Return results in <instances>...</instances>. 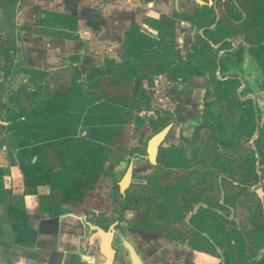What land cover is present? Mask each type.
Here are the masks:
<instances>
[{
  "label": "trees",
  "instance_id": "1",
  "mask_svg": "<svg viewBox=\"0 0 264 264\" xmlns=\"http://www.w3.org/2000/svg\"><path fill=\"white\" fill-rule=\"evenodd\" d=\"M228 1L213 29H205V37H197L185 57L176 49L173 29L162 22L156 25L150 21L149 26L158 32L157 39L131 26L126 33L127 47L119 62L105 59L102 66L90 70L84 83L79 81L80 73L75 69L69 80L57 74L25 70L35 85L34 90L23 87L12 94L4 118L8 125L0 126L12 135L14 160L22 176V194L37 195L38 187L47 186L48 194L37 195V199L40 211L49 217L64 213L66 208L74 213L94 208L95 190L105 173L104 165L114 157L129 153L130 132H136L144 124L139 113L153 109L142 82L147 81L151 87L153 78L161 75L167 82H177L193 76L195 63L206 58L204 67L212 77L204 97L226 108L234 131L228 137L225 127L216 124L215 148L210 141L201 147L204 133L201 132L193 155L205 160L214 171L200 173L199 192L189 199L202 202L205 208H198L187 226L182 219L191 205L183 206L178 217L180 229L164 226L156 231L167 233L169 238L181 243L186 241L191 249L211 254L219 259V264H249L246 260L249 245L245 239L248 237L253 243L264 239V199L260 203L250 191L257 182L264 191V127L257 129L256 103L251 99L240 102L235 97L243 46L219 57L217 53L231 48L226 39L233 42L237 34L243 33L242 38L249 44L248 50L263 77L260 85L264 90V0ZM182 20L198 28L207 27L214 22L213 11L207 9L201 15L186 16ZM211 44L220 46L213 49ZM217 70L221 78H230L218 79ZM255 132L253 148L246 147ZM165 153L161 149L158 158ZM168 156L183 157V153L173 148ZM202 165L205 164L200 162ZM3 175L0 168V200L7 193ZM211 175L215 177L214 184ZM219 175L223 177L217 183ZM184 179L189 177L182 172ZM247 196L255 200L251 213L246 210ZM13 201L7 212L15 242L32 247L36 232L29 227L24 209L18 207L21 199ZM229 211L233 213L230 219ZM253 264H264V252Z\"/></svg>",
  "mask_w": 264,
  "mask_h": 264
},
{
  "label": "crops",
  "instance_id": "2",
  "mask_svg": "<svg viewBox=\"0 0 264 264\" xmlns=\"http://www.w3.org/2000/svg\"><path fill=\"white\" fill-rule=\"evenodd\" d=\"M169 2L170 0H0V82L3 79L1 69L8 71L6 82L0 86L2 109L9 102L8 96L21 87L34 90L35 85L29 81L30 76L24 73L25 70L57 72L62 77L69 78L75 69L80 73L79 81L84 83L90 70L102 66L105 59L119 62L120 55L127 47L126 33L130 27L137 28L146 36L148 31L155 37L156 32L147 26V18H157L159 13L168 14ZM181 24L188 26L186 23ZM178 27L176 23L175 28ZM174 32L177 36V31ZM12 85L15 87L14 91L7 93L6 89ZM142 86L147 92V81H143ZM85 89L87 90L86 87ZM3 115L4 110L0 117ZM141 115L147 116V112ZM7 125L8 122L0 119V126ZM14 162L17 166L15 160ZM10 163L8 148L2 144L0 168L4 171L2 182L7 193L0 200V264H65L69 254L72 260L78 258L81 251L90 255L89 231L85 228L86 218L90 219L89 213L80 214L81 220L67 215L70 213L79 216L69 210L56 217L42 213L37 195L48 194V187H38L37 195H23L22 176L19 171L9 172ZM4 197L7 206L2 221L4 211L1 202ZM13 199H21L18 207L24 209L29 227L36 232L32 247L15 242V233L7 212L8 206L14 205ZM229 212L230 219L233 213ZM170 247L171 245L168 246ZM177 247L181 250L176 251L177 255L160 248L152 264H219V259L211 254L191 250L186 241ZM187 253H190L191 261L186 263Z\"/></svg>",
  "mask_w": 264,
  "mask_h": 264
},
{
  "label": "flooded vegetation",
  "instance_id": "3",
  "mask_svg": "<svg viewBox=\"0 0 264 264\" xmlns=\"http://www.w3.org/2000/svg\"><path fill=\"white\" fill-rule=\"evenodd\" d=\"M169 3L170 8L168 14L159 13L157 18H147V26L156 32L155 37H152L149 34H147V36L154 39L158 38V32L154 28L149 26L150 21H154L156 25L159 22H162L166 25V27L173 29V32L177 30L175 28V24L177 22L186 23L189 27L194 28V31L191 38L193 39V41L188 44V49L184 54L180 53L179 51L180 55L182 57H185L186 53L191 51L192 46L195 43V39L197 37L204 38L205 36L203 35V32L205 29H213L219 19L220 14L225 12V7L229 4V1L222 0L223 4L221 3L220 6L218 5L220 3L219 0H170ZM207 9H212L213 11L214 22L210 26L198 28L197 26L191 24V22L182 20V18L186 16L192 17L195 14L201 15ZM241 15L242 19H244L245 15L243 13H241ZM243 35V33L237 34L236 37H243ZM226 41L230 42L231 48L219 51L217 53L218 57L224 52L236 51L237 45H234V43L230 39H226ZM217 45L218 47L220 46V44ZM213 46L215 45L211 44L212 48ZM176 49L178 48L176 47ZM205 62L206 58L200 62L195 63L194 75L188 76L185 79H178L176 83L184 84L189 82V84H193V79L205 78V76L210 74L209 70L204 67ZM4 70L7 71V69ZM48 74H57L59 78L62 77V75L58 74L57 72H51ZM215 75H217L218 79L220 80H226L230 78L229 76L221 78L220 76H218V70L215 72ZM67 80H69L68 77ZM237 80L239 81L238 88L244 87V84L239 77H237ZM208 81L209 78L206 77L201 87L204 88L205 84H208ZM50 85L51 87L49 88L51 89L53 84L50 83ZM142 88L145 90L143 86ZM206 90L207 88L204 90L203 97ZM237 90L235 93V97L240 102H244L247 99H251L253 102H255V98L253 96L242 97L237 93ZM146 94L149 95L148 92H146ZM11 97L12 95L8 96L9 100L11 99ZM180 102H182V105H178L177 107H175L176 109L172 108L171 111L169 109L161 110L156 106H153V109L151 111L153 118H150L146 115H141V113H146L148 111H142L139 113V116L144 119V124L136 132H130V138L128 139L127 144L128 148L130 149L129 153L124 156L119 155L117 157H114L104 165L105 173L103 174L95 190L96 195L97 189L98 187L102 186L104 178L110 179V186L112 190V217L109 220V217L106 213L107 210L102 205V202L105 198L102 193L98 195L99 204L97 203L94 208H83L82 210H80L77 213L79 214V216H81L80 214L84 212L89 213L90 216V219L86 218L87 226H85V228H87L89 231L88 250L91 253L90 255H87H89L91 258L81 259L78 255V258L72 260L70 257L71 254H69L68 260L65 264H131L124 243H129L131 245L142 264H152V262L155 260V256L160 252V248L164 249L165 251L168 249L169 252L171 251L175 255H177L176 251H181L179 250L180 248L178 249L177 247L178 244L181 245L180 240L169 238L167 233H157L156 230H162L164 226L168 228L180 229L181 226L178 217L180 215V209L183 206L191 205V210L182 219V222L187 226H190L189 219L193 214L197 212L198 208H205V205L202 202H191L189 197H192L194 193L198 194L199 192L198 180L200 177V173L202 171L213 172L214 168L209 164L206 165L205 160L190 156V153L187 156L185 150L192 144L195 137V130L200 125L205 126L198 131V141L195 145V148L200 142L201 130L207 129L208 131L210 128L211 130H213L214 128L211 127V125L208 123V120H202V123H200L193 129L190 136L185 137L182 133L179 134V122L182 123L184 121H188L189 119L197 118L200 116V114L203 113V111L198 113L196 109H192L190 111L186 110L185 107L191 105L188 104L187 99L181 100ZM8 105L9 102H7V106ZM2 106L3 104L0 103V113L4 110V115L2 117L4 121L7 106L5 107V109H2ZM194 106L196 107V105ZM169 124L171 125V127L168 130L163 141L158 146L155 163L152 164L147 157V141L155 133ZM262 125L264 127V123L260 125V128H263ZM131 127H133V125ZM0 130L1 135H4L5 132L1 128ZM255 133L257 136V132ZM185 143L187 146L186 149H183L181 145H184ZM173 148H178L179 150H181L183 153V157L168 156ZM161 149L166 153L162 158H158V153ZM191 153L193 155V151H191ZM200 162H203L205 165H202V167H200ZM128 169L130 170L129 181L127 185L123 189H121L120 183L123 180ZM182 172H184V174L188 176L189 179L182 180ZM210 177H212V184H214L215 177L212 175ZM222 177L223 176L221 175L217 176V183H220ZM190 182L192 184L191 186H189ZM220 194L222 195L223 192L221 191ZM54 196L55 193L53 192L51 198L54 199ZM220 203H222L221 200ZM66 210L71 211L70 208H66ZM193 210H195L194 213ZM94 211H96V215ZM90 225L96 226L99 232H101L102 234L108 232L110 230V227H112L110 242L111 245L109 248V252L110 250H112L113 252L110 255L109 259L102 253L100 247L101 238H99L97 235L93 237L95 231L91 229ZM161 242L162 244L164 243V245L160 244ZM170 245L171 247L168 248V246ZM99 257L102 259H99ZM186 260V263L191 261L190 253H187ZM190 263L191 262H189V264Z\"/></svg>",
  "mask_w": 264,
  "mask_h": 264
},
{
  "label": "rangeland",
  "instance_id": "4",
  "mask_svg": "<svg viewBox=\"0 0 264 264\" xmlns=\"http://www.w3.org/2000/svg\"><path fill=\"white\" fill-rule=\"evenodd\" d=\"M220 3L218 4L219 6L222 3V0H219ZM223 4V3H222ZM177 25L179 26L177 31V36H174V41H176V47L179 49L180 53L184 54L185 51L188 49V44L193 41L192 38V33L194 31V28H191L189 26H182V24L177 22ZM147 34L151 35L150 32L147 31ZM234 45L236 44L237 46L242 45L244 54H243V60H242V65L239 71H237V75L239 78L242 80L244 87L238 88L237 93L242 96V97H249L253 96L255 98V103L259 109V113L257 115L258 120H257V129L260 128V125L264 123V90L261 89V82H262V75L260 73V69L258 65L255 62V59L252 55H250V52H248V47L249 44L246 43V40H243L242 37H239L233 41ZM254 49V48H253ZM250 51V50H249ZM227 75L226 73L223 75ZM19 76V75H18ZM211 75L208 74L205 76V78H209ZM218 76L221 77L219 74ZM205 78H195L193 79V84H189V82L180 84L176 82L172 83H167L165 82L164 76L162 77H156L154 79V82L152 84L153 87H150L147 85V92L149 93V96L151 97V103L153 106H156L157 108L161 110H169L171 111L172 108L177 107L178 105H182L181 100H189L192 105H189L186 108V110L190 111L192 109H196L198 113L202 112L199 117L194 118V119H189L188 121H184L182 123H178V128L180 131H178L179 134H183V136L188 137L190 136L191 132L197 125L202 123L203 121L208 120V123L213 127L214 129L211 130V128L207 131V129L201 130L204 133H202L203 140L201 141V147H203V144L206 143V141H210L212 146L215 148L216 147V140L218 138V132L216 130V124H219V126L225 127L227 130V135L230 137V135L233 133V120L228 112H226V108L222 109L217 103L211 101L209 98L203 97L204 90L209 88L208 85L205 84V89L202 88V83ZM156 81V82H155ZM20 80H18V83ZM16 83V81H15ZM26 85V83L24 84ZM145 86V83L143 84ZM15 88V87H14ZM13 85L9 86L6 90L7 93H10L11 91H14ZM248 89V90H247ZM247 90V92H245ZM207 91V90H206ZM250 92V93H249ZM162 100V101H161ZM196 105V107L194 106ZM202 107H205V110H202ZM176 109V108H175ZM226 110V111H225ZM147 116L150 118H153L152 112L148 111ZM0 119H2L0 117ZM203 128V127H202ZM200 130V129H199ZM255 134V133H254ZM211 135V137L209 136ZM256 137L253 135L251 137L250 141L246 144V147H251L253 148V141ZM193 143V142H192ZM200 143V142H199ZM6 145L8 148V154L10 158V165H9V172L11 173H16L18 172V167L15 165L14 159H13V142H12V135L10 133H4V135L0 134V145ZM192 145V144H191ZM190 145V146H191ZM186 143L184 145H181L183 149H186ZM189 146V147H190ZM240 145H238L239 147ZM187 147V148H189ZM204 148V147H203ZM206 148V146H205ZM196 148L195 146L191 149V151H194ZM210 149V148H208ZM241 149V147H239ZM187 150V149H186ZM185 150V151H186ZM191 151L190 156L196 157L192 155ZM257 188L262 189V185L260 182H257L255 185H253L250 188V191L255 193V190ZM263 191V189H262ZM111 186H110V179L109 178H104V181L102 183L101 187H98L96 195H94V204L97 205L99 204V194L102 193L105 198L102 202V205L106 208L107 210V215L109 217V220L112 217L111 214V207H112V197H111ZM264 192V191H263ZM256 195V194H255ZM257 197V195H256ZM258 199V197H257ZM264 199V198H263ZM5 197L2 200L1 204L3 207V219L5 217V210L7 206V201H5ZM260 202V200L258 199ZM14 202V201H13ZM245 202H246V210L251 213L252 212V207L255 204L254 198L251 196L245 197ZM263 202V201H262ZM260 202V203H262ZM96 215V211H94ZM249 245L247 248V253H246V260L249 264H253L255 261H257L262 253L264 252V239L261 241H256L253 243L250 238L245 239ZM176 245V244H175ZM178 246V245H177Z\"/></svg>",
  "mask_w": 264,
  "mask_h": 264
},
{
  "label": "water",
  "instance_id": "5",
  "mask_svg": "<svg viewBox=\"0 0 264 264\" xmlns=\"http://www.w3.org/2000/svg\"><path fill=\"white\" fill-rule=\"evenodd\" d=\"M218 45L213 46V48H217ZM220 55V53H219ZM4 72V79L0 82V86L6 81L7 79V75L8 72L4 69H1ZM155 109V108H154ZM205 125H200L196 130H195V137L193 140L192 145L187 148L186 150V155H189V152L191 151V149L196 145L197 141H198V131L199 129H201L202 127H204ZM171 125H167L166 127H164L163 129H161L160 131H158L157 133H155L148 141H147V157L150 160V162L152 164L155 163V158L157 155V151H158V146L160 145V143L163 141L164 137L166 136L168 130L170 129ZM263 127V125H262ZM256 136V133H255ZM129 177H130V170L128 169V171L126 172L123 180L120 183V187L121 189H123L128 181H129ZM255 194L257 195L258 199L260 200V202L263 201L264 198V192L262 191L261 188H257L255 190ZM195 212V210H193V213ZM67 215L72 216L75 219L81 220L82 216H77L74 214H70L68 213ZM91 229H93L95 231L93 237H95L96 235L101 238V243H100V247L102 250V253L104 255H106V257L109 259L110 255L112 254V250H110L109 252V248H110V242H111V228L108 232H105L104 234H102L101 232H99V230L97 229L96 226L90 225ZM125 244V249L128 252V256L130 259V263L131 264H142L139 257L137 256L135 250L131 247V245L129 243H124ZM79 257L81 259H88L91 258L89 255L85 254L84 252H80ZM93 259V257H92Z\"/></svg>",
  "mask_w": 264,
  "mask_h": 264
}]
</instances>
